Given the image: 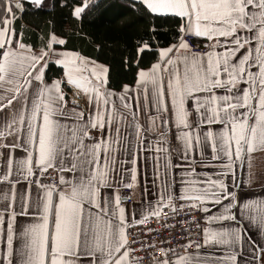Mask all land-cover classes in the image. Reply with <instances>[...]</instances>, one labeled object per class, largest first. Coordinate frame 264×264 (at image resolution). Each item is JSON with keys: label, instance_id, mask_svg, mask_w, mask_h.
Listing matches in <instances>:
<instances>
[{"label": "snow or ice", "instance_id": "obj_1", "mask_svg": "<svg viewBox=\"0 0 264 264\" xmlns=\"http://www.w3.org/2000/svg\"><path fill=\"white\" fill-rule=\"evenodd\" d=\"M127 6L113 84L100 45L25 39L48 0H0V264H264V0Z\"/></svg>", "mask_w": 264, "mask_h": 264}, {"label": "trees", "instance_id": "obj_2", "mask_svg": "<svg viewBox=\"0 0 264 264\" xmlns=\"http://www.w3.org/2000/svg\"><path fill=\"white\" fill-rule=\"evenodd\" d=\"M48 2L49 7L39 12H25L23 22L27 25L26 39L31 37L35 40L39 32H47L51 21L57 33H70L69 48L79 49L85 55L96 57V46L100 45L99 58L101 62L111 65L113 84L129 79L130 73L123 69L121 60L131 52L135 39L143 34L144 21L133 15L127 6V0H102L107 7L88 11L82 23L69 16L68 8L53 10L51 0ZM16 24L20 27L21 21L18 20ZM168 27L165 23L160 29V40L166 39ZM145 58L147 59V55Z\"/></svg>", "mask_w": 264, "mask_h": 264}, {"label": "crops", "instance_id": "obj_3", "mask_svg": "<svg viewBox=\"0 0 264 264\" xmlns=\"http://www.w3.org/2000/svg\"><path fill=\"white\" fill-rule=\"evenodd\" d=\"M22 23L25 24L23 21H21V24H22ZM18 27H19V26H18ZM18 27H17V28H18ZM38 32H39V31H38ZM40 33H41V32H39V34H40ZM25 39H26V36H25ZM138 195H139V194H137V198H138ZM129 203H130V202H129Z\"/></svg>", "mask_w": 264, "mask_h": 264}, {"label": "built area", "instance_id": "obj_4", "mask_svg": "<svg viewBox=\"0 0 264 264\" xmlns=\"http://www.w3.org/2000/svg\"><path fill=\"white\" fill-rule=\"evenodd\" d=\"M171 222V221H170ZM177 239L179 240V239H181V237L179 236V233H177ZM137 252H138V250H137Z\"/></svg>", "mask_w": 264, "mask_h": 264}]
</instances>
